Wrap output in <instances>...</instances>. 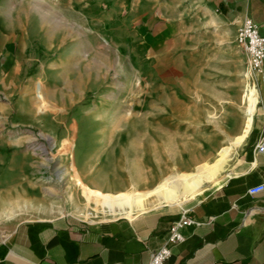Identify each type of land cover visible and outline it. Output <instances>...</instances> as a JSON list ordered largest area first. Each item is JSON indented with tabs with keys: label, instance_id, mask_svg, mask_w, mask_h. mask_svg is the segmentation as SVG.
Listing matches in <instances>:
<instances>
[{
	"label": "crops",
	"instance_id": "obj_1",
	"mask_svg": "<svg viewBox=\"0 0 264 264\" xmlns=\"http://www.w3.org/2000/svg\"><path fill=\"white\" fill-rule=\"evenodd\" d=\"M74 6L82 26L84 4ZM97 6L93 2L91 8ZM149 7L157 19L146 21L143 48L127 49L126 35L109 37L107 43L115 45H110L111 65L101 61L94 45L99 35L80 33L71 50L60 49L68 40L57 28L60 6L0 0V95L12 97L6 104L0 99V111L10 107L16 124L43 123L56 132L73 174L84 187L104 194L151 191L171 176L215 162L232 146L222 178L204 183L183 202L159 203L131 215L83 218L77 211L86 203L75 195L70 212L18 221L0 239V264H144L184 213L199 224L183 229L185 239L172 246L165 264H264V190L249 193L264 184V153L258 150L264 137V66L251 73L249 54L237 41L246 18L264 35V0H155ZM91 20L94 25L93 15ZM155 20L171 27L174 44L188 45L160 49ZM200 41L218 45L191 47ZM32 72L59 75L60 82L50 81L59 90L56 110H37L35 83L23 82ZM248 72L259 100L252 127L238 144L247 126L241 88ZM29 179L15 176L5 184L1 175L0 184L11 187L0 189L1 213L20 196L31 198Z\"/></svg>",
	"mask_w": 264,
	"mask_h": 264
},
{
	"label": "rangeland",
	"instance_id": "obj_2",
	"mask_svg": "<svg viewBox=\"0 0 264 264\" xmlns=\"http://www.w3.org/2000/svg\"><path fill=\"white\" fill-rule=\"evenodd\" d=\"M47 1L51 2L53 9L60 6L61 11L59 12L61 16L57 22V28L60 33L68 36V40L65 43H62V48L60 47V49L63 51L71 50L72 47L75 46V40L77 39L76 35H79L80 33L99 35V42H94V45H98L99 50H101V61L105 63L110 62L109 64L111 65H114L115 49H110V45L112 46L114 44L107 43V41L109 42L112 40L109 37L126 35L131 40L129 43H126L127 49L131 51L140 50L143 48L144 42L140 37L145 34L144 29L146 21L152 18L157 19L154 10L148 11L150 9L149 6L151 3H155V0ZM93 2L98 4L97 9H95V7L91 8ZM112 2H116L117 5L115 7H109L107 4ZM81 3L84 4V20L81 22L83 24L82 26L80 25V20L77 18V15L79 16V12H77L78 8L74 6ZM92 15L94 17V25L91 24ZM95 19L98 20V26L95 25ZM161 20L164 21L166 19ZM152 28L156 33L159 32L161 35L162 43L159 45L162 50H177L182 49V47L185 48V46L188 45H185L184 43L174 44L171 37L173 34L171 27L163 26V24L159 23L157 20H155ZM190 45L191 47L199 46L202 50H210L213 49L211 48L212 45L214 46L218 44H206L204 41H200L196 43L192 42ZM223 45L221 49L225 52H229L225 48L226 44ZM106 48L109 49L106 50ZM58 52H56V54H58ZM42 58L43 56L41 59ZM105 58H107V60ZM225 64H227L229 73H233L235 67L232 65V61L228 58V61ZM42 73L43 72H32L25 76L23 82L25 84L32 82L35 83L33 101L37 110L40 112L53 111L55 107L57 108L56 99L59 100L60 96L57 94L59 90H53L55 85L51 84L50 81L60 82L61 79L58 77V74L46 75ZM250 75L251 73L249 72L243 75L244 81L241 88V94L245 97L246 113L248 107L246 94L249 92V89L255 87ZM57 77L58 79H56ZM17 95H19V93ZM0 96L3 103H11L12 97L6 92ZM44 125L45 124L43 123L16 124L12 119L10 107L8 110L0 111V136L3 137L2 139L4 140V144L2 145L4 148L0 155V164H3L0 165V177L1 175L4 177L5 184H7V180L8 182H11L15 176H23L24 178L29 177L34 189L28 190L31 198L20 196L22 199L12 203L13 205H8L9 207L7 206L6 209H3L5 210L4 213H1L0 211V239L9 235L14 226L21 219L52 217L74 210L76 208L73 205L75 195L81 204L83 202L86 203L84 204L87 206L86 208L82 209V211H77V214L83 218L95 219L100 217V215L112 213L102 204V202L94 199L88 200V197L85 194L86 187H84L79 179L73 174L71 163L68 158L62 155L64 152H67V149L61 147L58 138L55 136L58 134H55L56 132H53L51 129H47ZM23 136L25 138L22 139ZM19 139H21V141L18 142ZM0 143H2L1 140ZM227 164L225 165V168ZM225 168L216 177L206 179L204 183L207 182V184H212L219 182ZM59 169L61 171H59ZM56 173H62L63 177L65 175L64 179L60 180ZM204 183L194 194L203 188ZM5 184H0V189H3L4 191L10 190L11 187H7ZM24 189H28L27 186L24 185ZM189 197L183 198L175 203L183 202ZM159 203L158 198L152 196L147 200L146 207L155 206ZM146 207L135 208L131 212L122 214L131 215L135 210L145 209ZM14 211L15 213H13Z\"/></svg>",
	"mask_w": 264,
	"mask_h": 264
},
{
	"label": "bare ground",
	"instance_id": "obj_3",
	"mask_svg": "<svg viewBox=\"0 0 264 264\" xmlns=\"http://www.w3.org/2000/svg\"><path fill=\"white\" fill-rule=\"evenodd\" d=\"M246 99L248 102L247 126L245 128V134L237 139L236 143L238 144L244 140L252 127L254 113L259 100L258 90L255 87L249 89V92L246 94ZM22 138L25 137L23 136ZM231 152L232 146H227L223 148L219 158H217L215 162L200 166L194 173L191 172L189 174L184 173L171 176L158 187L148 192L138 191L135 193L110 195L86 187L85 194L88 200L94 199L102 202L112 213H126L133 211L135 208H144L147 205V200L152 196H156L158 201L162 204L175 203L194 194L201 188L206 179L216 177L225 168L231 156ZM59 171L61 170L59 169ZM56 175L60 180H63L65 177V175L63 177L62 173H56Z\"/></svg>",
	"mask_w": 264,
	"mask_h": 264
},
{
	"label": "built area",
	"instance_id": "obj_4",
	"mask_svg": "<svg viewBox=\"0 0 264 264\" xmlns=\"http://www.w3.org/2000/svg\"><path fill=\"white\" fill-rule=\"evenodd\" d=\"M237 41L249 54V69L251 73L262 70L264 66V35L261 33L258 24L251 18H246L239 28ZM258 150L264 153V137L258 144ZM263 190L264 184H261L251 188L249 193L256 194ZM193 224H199V222L184 213L180 219L171 225L166 243L154 251L149 262L144 264H165L172 256V246L183 242L185 239L183 229Z\"/></svg>",
	"mask_w": 264,
	"mask_h": 264
}]
</instances>
